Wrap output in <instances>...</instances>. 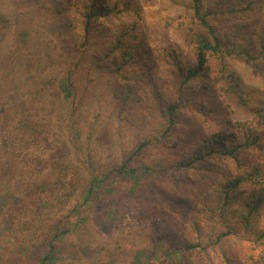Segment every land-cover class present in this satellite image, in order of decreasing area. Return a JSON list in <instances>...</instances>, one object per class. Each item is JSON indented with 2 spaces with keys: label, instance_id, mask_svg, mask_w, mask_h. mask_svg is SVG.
<instances>
[{
  "label": "rangeland",
  "instance_id": "rangeland-1",
  "mask_svg": "<svg viewBox=\"0 0 264 264\" xmlns=\"http://www.w3.org/2000/svg\"><path fill=\"white\" fill-rule=\"evenodd\" d=\"M137 2L143 15L136 33L152 52L163 53L168 48L187 52L199 35L212 40L217 34L222 41L220 50L226 57V69L215 70L213 84L203 88L204 91L197 86L193 97L195 107L182 110L175 119V132L181 138V150L195 145L206 134L213 132L219 121L222 129H227L225 133L233 137H241L248 125L257 126L255 130L259 136L264 121L258 122L257 115L253 117L249 110L239 107L241 101L238 96L248 92L250 103L264 111V59L258 55L259 39L264 34V0H199L200 16L195 14L192 0ZM72 7L82 9L75 1V4L65 6V16ZM65 16L56 18L53 13L40 12L31 0H0V78L5 81L11 79L13 88L23 87L27 92L25 97L21 96L23 93L7 91L4 95L0 92V112L20 100L27 104L31 98L40 95L34 91L36 88H46L43 99L56 103L55 106L51 103L55 113L52 122L54 118L60 119L63 126L67 111L63 107L64 102H58L64 95L59 79L67 62V49L72 43L70 29L63 20ZM101 36L97 33L94 37L84 62L87 63L93 51L100 48ZM87 65L83 66L84 72L79 70L75 75L74 95L78 108L75 113H67L69 119L74 118L75 138L80 144L76 149V158L73 157L72 146L58 140L69 131L55 122L49 132L40 130L43 138L40 139V146H35L39 151L46 152L44 156L58 153L64 159L57 163L52 160L50 170L37 166L40 169L37 176L31 175V171L20 170V179L24 178L28 184L33 178H37L35 184L42 182L36 195H27L29 187L18 192L9 187L2 194L6 198L27 195V200L33 199L38 205H41L39 197L42 198L44 192L51 195L50 191L55 190V194H62L58 199L62 221H51L46 217L52 210H58V205L48 209L40 206L32 209L30 206L32 211L29 212L31 217L37 216L38 225L45 223L41 227L43 239L44 234H48L47 239L52 236L55 228L64 231L56 241L58 258L54 264H223V256L240 261V264H249L248 255L257 258L256 253L262 248L256 242L258 234L264 229V207L254 219L251 217L248 222L245 217L238 219L234 226L232 222L235 218L226 225L217 217L205 214L200 219L203 233L199 237L190 228L187 230L185 224L189 222L191 207L196 209L193 196L201 190L188 182L175 180L170 171L164 170L167 167L165 156L137 153L128 162V168L136 166V179L128 176L126 171L118 170L135 149L136 128L121 110L113 91L115 80L105 69H85ZM164 66L160 64V69H156L152 78L158 87L169 91L173 85L163 72ZM233 74L238 77H232ZM149 85L154 86L151 82ZM142 90L150 94L147 85L139 91L141 98L134 100L137 115L148 111L145 105L148 100ZM31 125L34 124L29 122L26 126ZM224 137L221 136V139ZM81 159L85 161V171L78 165ZM58 166H65L66 169L59 173L67 174L57 179L60 186L61 181L71 179L60 192L53 186L56 178H53L52 169ZM144 167H147L146 171L141 170ZM95 176L104 181L103 188L91 203H87L80 228L77 229L78 224L72 228L66 215V209L71 207L68 203L83 199L84 184ZM11 203L15 204L14 199ZM13 209H6L0 214H9ZM28 226L30 229L31 222ZM222 233L224 235L218 238ZM34 240H29L24 246L30 252L21 258L14 256L13 260L17 258L22 264H37L36 256L42 251L40 244L34 243ZM189 242L201 244L202 248L186 253H168ZM137 256L141 262L136 260ZM0 261H10V254L4 253L2 242ZM253 264L263 262L253 260Z\"/></svg>",
  "mask_w": 264,
  "mask_h": 264
},
{
  "label": "trees",
  "instance_id": "trees-1",
  "mask_svg": "<svg viewBox=\"0 0 264 264\" xmlns=\"http://www.w3.org/2000/svg\"><path fill=\"white\" fill-rule=\"evenodd\" d=\"M31 1L38 11L53 13L56 18L65 16V6L75 4V1H78L82 7V9L72 7L69 14L63 18L70 29L72 43L66 52L67 62L62 70L63 76L61 75L59 79L64 95L58 102H64L63 107L67 113H75L78 108L74 95L77 82L75 75L76 71L84 72L83 66L87 63L85 69L87 67L88 69L103 68L115 80L114 94L121 110L125 111L127 119L136 128L135 149L118 170L126 171L128 176L136 179V166L128 168V162H131L137 153L147 152L151 155L165 156L167 167H164V170L170 171L175 180L188 182L201 190L193 196V205L196 209L191 207L189 222L185 224L187 230L190 228L199 237L203 233L200 219L205 214L217 217L226 225L235 218L232 226L238 219L242 220L244 217L247 222L251 217L254 219L255 214L264 207V126L259 136L256 135L257 126L249 127L248 125L241 137H233L232 134L225 133L227 129L223 130L219 121L213 132L206 134L205 138L185 150H181V138L175 132L177 126L175 119L179 113L188 109L189 106L195 107L193 97L197 86L207 89L213 84V72L217 69L224 71L227 67L225 54L220 50L222 41L217 34L212 37V40L199 35L187 52L168 48L163 53H156L144 46L142 39H138L136 30L143 12L137 0ZM192 3L195 14L200 16L199 0H192ZM97 33L103 35L99 40L100 48L93 51L90 60L86 63L84 60L87 51ZM258 55L264 59V34L259 39ZM247 56L249 57L248 54ZM160 64L165 65L163 72L173 85L169 91L158 87L152 78L156 69H160ZM232 77L238 76L233 74ZM149 82L154 86L149 85ZM0 85L2 86L0 89H3L0 92H4V95L10 91L23 93L21 96L25 97L27 93L23 87L13 88L14 84L8 78L6 81L0 78ZM146 85L150 89V94L145 90L142 92L148 100L145 104L148 111L137 115L134 100L141 98L139 91L141 88H146ZM45 89L36 88L34 91L40 95L31 98L27 104L20 100L21 102L17 101L13 107H4L3 112H0V213L14 208L9 214H0V242L3 243L4 253L10 254L9 263L0 261V264H22L17 258L13 260V257L21 258L23 254L30 252L24 246L31 239H36L34 243L40 244L42 251L41 255L36 256L37 264H54L58 258L56 241L64 234L63 229L55 228L52 236L47 239L48 234H44L43 239L41 227L45 223L38 225L37 216L31 217L32 214L29 212L32 211L30 206L33 207L32 209L39 206L48 209L58 205L59 209L52 210L46 217L47 220L62 221L61 204H59L61 202L58 200L62 194H55V190L50 191L51 195H46L47 192H44L42 198L38 196L41 199V205H38L33 202V199L27 200L26 196L36 195L37 190L40 189L38 185L42 182L35 184L37 178H33L31 184H28L24 178L20 179L23 171L26 173L31 171V175L37 176L40 169L50 170L52 160L57 163L63 158L58 153L54 156L52 154L44 156L46 152L36 149L40 146V139L43 138L40 136L41 129L49 132L56 122L64 130H68L69 132L64 133L58 140L72 146L74 159L76 149L80 147V144L76 142L78 139L75 138L73 129L74 118L69 119L68 114L65 113L63 126L60 119L54 118L55 121L52 122L56 103L43 99ZM247 94L248 92H245L238 96L241 101L239 107L249 110L253 117L257 115L258 122L264 121L263 108L252 105L250 96ZM29 122L34 125L26 126ZM221 136H225L223 140ZM84 158L87 159L86 156ZM39 165H42L40 169L37 167ZM78 165L82 170H87L84 160L81 159ZM65 169V166L52 169L55 174L53 178H56L53 186L57 188V192L71 182L70 178L66 181L62 179V186H60V180H57L62 175H67L59 173ZM141 170L146 171L147 167ZM140 174L143 175V172L141 171ZM138 181L139 179L137 183ZM88 183L84 184L83 199L71 200L68 203L71 207L66 209V215L72 228L78 224L77 229H79L83 224L84 209L88 207L87 203H91L96 194L102 190L104 181L95 176ZM9 187L16 192L21 189L25 191L29 187L30 192L25 196L17 194L8 198L3 197L2 194L7 192ZM13 199L14 205L11 203ZM53 211L57 212L51 214ZM30 222L32 226L29 229ZM183 232H185L184 229ZM222 235L224 233L218 235V238ZM257 240L256 243L262 248L256 253L257 258L253 255L247 256L249 264H253V260L264 264V229L258 234ZM195 248H202V245L189 242L180 249L173 248L168 253L177 254L181 251L186 253ZM32 251H34L33 248ZM177 257L180 256L177 255ZM223 259V264H240V261L227 256H223ZM136 260L141 262L138 256ZM178 260L180 261V258Z\"/></svg>",
  "mask_w": 264,
  "mask_h": 264
}]
</instances>
